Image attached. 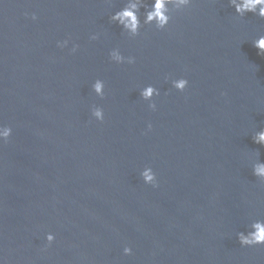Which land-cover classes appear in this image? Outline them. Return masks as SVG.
I'll list each match as a JSON object with an SVG mask.
<instances>
[{
  "label": "water",
  "instance_id": "95a60500",
  "mask_svg": "<svg viewBox=\"0 0 264 264\" xmlns=\"http://www.w3.org/2000/svg\"><path fill=\"white\" fill-rule=\"evenodd\" d=\"M124 3L0 0V264H264V246L237 240L264 220V20L193 0L130 38L109 19Z\"/></svg>",
  "mask_w": 264,
  "mask_h": 264
},
{
  "label": "clouds",
  "instance_id": "9594fccd",
  "mask_svg": "<svg viewBox=\"0 0 264 264\" xmlns=\"http://www.w3.org/2000/svg\"><path fill=\"white\" fill-rule=\"evenodd\" d=\"M111 4V0H107ZM193 0H125L122 8L115 11L110 16V22L117 25L130 38H135L140 34L143 26H154L157 31L166 30L172 20V13L182 11L191 7ZM230 6L234 8L235 14L243 18L248 14L257 16L264 20V0H230ZM143 10V11H142ZM31 19L35 21L37 16L33 13ZM91 40H97L98 35H92ZM69 40L58 42L57 46L61 49L66 48ZM252 46L256 48L257 55L264 57V35L259 36L252 41ZM78 45H73L71 51L75 53ZM109 59L115 64L129 65L135 63L134 57H125L119 49H113L109 53ZM168 77H165L167 80ZM188 86V81L184 78L172 80V87L179 92H183ZM104 82L96 80L92 85L93 92L100 98L104 97ZM159 90L149 85L140 91V97L149 102L151 110H156V104L153 101L154 96H159ZM92 116L95 120L103 122L104 112L102 108L93 107ZM151 124L148 125V131H151ZM12 135V129L7 126H0V142H7ZM252 140L255 144L264 147V130L257 132ZM252 175L264 184V162H259L252 167ZM141 179L147 185L157 187L156 175L150 167H146L140 173ZM46 244L50 246L55 236L51 233L46 235ZM237 240L241 247H258L264 246V220H254L248 225V230L239 232ZM125 256L132 255V249L125 247L123 249Z\"/></svg>",
  "mask_w": 264,
  "mask_h": 264
}]
</instances>
